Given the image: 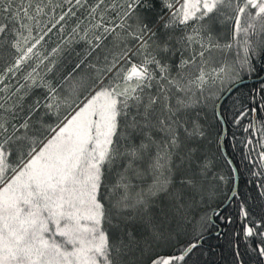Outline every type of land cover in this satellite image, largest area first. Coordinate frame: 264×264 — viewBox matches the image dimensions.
<instances>
[{"label":"snow or ice","instance_id":"6c2138e0","mask_svg":"<svg viewBox=\"0 0 264 264\" xmlns=\"http://www.w3.org/2000/svg\"><path fill=\"white\" fill-rule=\"evenodd\" d=\"M0 264H264V0H0Z\"/></svg>","mask_w":264,"mask_h":264}]
</instances>
